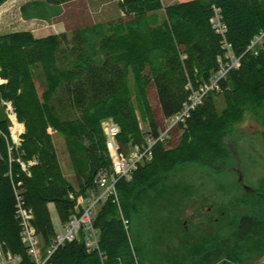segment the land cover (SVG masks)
<instances>
[{
  "label": "trees",
  "instance_id": "obj_1",
  "mask_svg": "<svg viewBox=\"0 0 264 264\" xmlns=\"http://www.w3.org/2000/svg\"><path fill=\"white\" fill-rule=\"evenodd\" d=\"M9 1L0 0V8ZM71 1H32L22 7V17L51 23ZM122 1L129 20L78 29L71 36L36 38L30 32L0 36V101L12 104L26 129L16 147L9 122L0 120V246L28 260L17 218L19 200L32 210L34 227L48 248L57 236L50 205L65 226L76 215V201L70 195L87 198L97 192L95 178L111 169L102 128L105 121L120 126L118 142L125 151L145 140L127 88L132 74L142 91L146 81L155 82L166 120L188 102V83L198 89L216 75L219 59L224 57L222 38L211 24L217 9L227 27V42L235 56L242 57L241 68L223 81L222 93L208 95L192 111L184 133L188 138L170 150L158 145L152 162L141 166L130 180L118 183L122 213L112 201L100 207L94 226L100 233L102 255L87 250L82 234L60 247L50 264L249 263L264 254V181L259 189L251 188L253 192L239 182L232 203L243 209L242 214L212 237L187 245V257L158 262L162 251L156 240L167 233L165 227L155 230L156 225L153 231L147 221L158 219L163 203H179L176 181L191 167L215 174L236 167L233 154L220 144L224 133L214 123L217 96L227 98L230 117L236 122L246 113L264 120V50L258 55L246 53L264 31V0H193L168 7L162 0ZM160 12L163 19L158 17ZM39 69L46 81L41 96L33 82V73ZM145 111L150 134L157 135L150 108ZM50 129L69 143L73 167L83 180L79 192L64 177ZM222 188L232 189L230 185ZM190 194L186 189L179 199L184 201ZM123 218L129 221L128 229Z\"/></svg>",
  "mask_w": 264,
  "mask_h": 264
},
{
  "label": "rangeland",
  "instance_id": "obj_2",
  "mask_svg": "<svg viewBox=\"0 0 264 264\" xmlns=\"http://www.w3.org/2000/svg\"><path fill=\"white\" fill-rule=\"evenodd\" d=\"M32 1L38 0H10L0 10V36L21 32H30L38 38L63 33L71 36L78 29L119 19L129 20L121 8L122 0H73L63 6V15L51 23L39 20L26 21L22 17L21 9ZM162 1L164 7H168L174 5L173 3L177 0ZM158 17L163 19L164 12L158 13ZM259 47V50H264V44ZM147 74L145 72L143 75L147 76ZM33 82L37 93L41 96L46 90V81L41 69L34 71ZM143 86L145 90L142 91L135 76L133 74L130 76L127 88L136 109L141 133L148 136L151 128L145 111L147 107L151 110L158 130L165 129L167 120L162 112L155 82L149 80ZM216 108L218 113L214 123L220 125L225 136L220 144L233 154L236 167L219 174L206 168L191 167L185 176L176 181L177 190L174 192L179 203L177 205L163 203V206H160L162 211L158 214V219L149 218L147 221L153 231L156 225L155 230L159 229L160 232L165 227L167 233L165 237L156 240L160 243L158 248L162 251L157 255L158 262L169 263L187 257L189 254L187 245H196L202 239L212 237L220 231L221 227L241 215L243 209L232 203V192L239 190V182L244 190L250 191L251 188L259 189L261 182L264 181V120H257L252 113H246L241 121L236 122L230 117L231 108L224 95L216 97ZM0 120L9 122L13 143L19 147L26 129L24 124L18 122L10 102L0 101ZM179 128L171 132V138L165 143L167 150L176 148L188 138V135L184 134L186 126ZM49 134L52 136L65 179L79 192L80 183L83 180L80 181L73 167L69 143L53 129L49 130ZM23 168L27 169L26 164ZM226 185H230L232 189L222 188ZM186 189L191 191V194L181 201L179 198ZM70 196L78 198L73 194ZM99 209L98 207L97 211ZM50 211L55 227L60 232L62 229L60 225L58 226L60 222L54 205H50ZM245 264H264V254L259 257L254 256L249 263Z\"/></svg>",
  "mask_w": 264,
  "mask_h": 264
},
{
  "label": "built area",
  "instance_id": "obj_3",
  "mask_svg": "<svg viewBox=\"0 0 264 264\" xmlns=\"http://www.w3.org/2000/svg\"><path fill=\"white\" fill-rule=\"evenodd\" d=\"M211 24L215 32L222 38L224 57L219 59V71L208 82L194 88L188 83L187 90L191 92L188 102L182 110L167 120L164 130H159L157 135H148L142 143L132 145L125 151L118 142L121 134L120 126L113 120L105 121L102 124L106 136V147L111 159L110 171L101 172L94 180L97 192L89 197H78L71 199L76 201V215L71 221L63 226L60 225V232L57 229V236L48 248H45L36 228L34 227V214L32 210L26 209L19 200L17 218L21 225V240L27 250L28 260L21 255L6 253L0 246V264H50L52 256L66 243L78 240L84 235L87 250L89 252H100V233L94 226V220L98 213L97 208L109 201L117 205L122 213L120 200L117 192L118 183L125 179L130 180L138 169L150 163L154 159L155 148L165 144L171 138V132L180 126H186L191 118L192 111L203 104L205 98L212 94L222 93V83L228 75L239 70L242 65V57L235 56L231 45L226 40L227 27L223 22L219 10H215ZM264 44V31L257 35L250 43L246 53L259 54L260 45ZM25 169V168H24ZM124 226L129 228V221L123 218Z\"/></svg>",
  "mask_w": 264,
  "mask_h": 264
},
{
  "label": "crops",
  "instance_id": "obj_4",
  "mask_svg": "<svg viewBox=\"0 0 264 264\" xmlns=\"http://www.w3.org/2000/svg\"><path fill=\"white\" fill-rule=\"evenodd\" d=\"M189 1H193V0H186V1H182V0H181V1L179 0V1H178V0H177V1H175L173 4H177V3H185V2H189ZM162 2H163V1H162ZM7 4H8V2H7L4 6H2V7L0 8V10L3 9ZM33 21H37V20H33ZM51 35H53V34H51ZM36 38H38V37H36ZM51 216H52V214H51ZM52 219H53V217H52ZM53 222H54V220H53ZM59 222H60V220H59ZM54 225H55V223H54ZM59 225H61V222L58 224V226H59Z\"/></svg>",
  "mask_w": 264,
  "mask_h": 264
},
{
  "label": "water",
  "instance_id": "obj_5",
  "mask_svg": "<svg viewBox=\"0 0 264 264\" xmlns=\"http://www.w3.org/2000/svg\"><path fill=\"white\" fill-rule=\"evenodd\" d=\"M241 181H242V178H241ZM249 190V189H248ZM250 191H253L252 189H250Z\"/></svg>",
  "mask_w": 264,
  "mask_h": 264
}]
</instances>
